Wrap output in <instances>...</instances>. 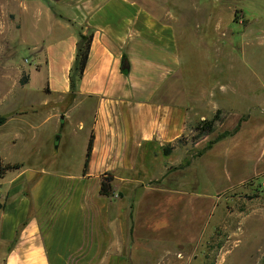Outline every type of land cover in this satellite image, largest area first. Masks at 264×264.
<instances>
[{"label":"rangeland","instance_id":"obj_1","mask_svg":"<svg viewBox=\"0 0 264 264\" xmlns=\"http://www.w3.org/2000/svg\"><path fill=\"white\" fill-rule=\"evenodd\" d=\"M63 1L0 0V165L22 164L0 176V210L3 182L20 172L45 195L82 174L88 126L77 119L89 124L92 104L48 95L36 70ZM145 4L176 31L188 123L163 159L136 163L144 179L168 158L132 196L124 264H264V0ZM202 119L212 130L194 140ZM7 249L0 224V264Z\"/></svg>","mask_w":264,"mask_h":264},{"label":"crops","instance_id":"obj_2","mask_svg":"<svg viewBox=\"0 0 264 264\" xmlns=\"http://www.w3.org/2000/svg\"><path fill=\"white\" fill-rule=\"evenodd\" d=\"M63 2L36 70L45 75L48 95L92 104L89 124L77 119L79 128L88 126L85 154L93 134L91 154L79 178L46 195L37 177L20 186L21 172L3 182L4 264H124L132 196L163 177L168 158L144 179L136 163L144 155L163 159V147L182 137L188 123L177 34L145 0ZM90 32L86 66L71 90L78 43ZM104 173L112 174L119 198L100 195Z\"/></svg>","mask_w":264,"mask_h":264},{"label":"trees","instance_id":"obj_3","mask_svg":"<svg viewBox=\"0 0 264 264\" xmlns=\"http://www.w3.org/2000/svg\"><path fill=\"white\" fill-rule=\"evenodd\" d=\"M93 34L90 32L86 37H84L79 43L77 47V53L75 57V65L72 70L71 76H70V88L71 90H74L76 87V82L80 79L85 66L86 62L88 59L89 55V49H90V44L92 41ZM27 82V77H22L20 79L21 84H25ZM5 120L4 117H0V124L3 123ZM215 119H202V121L194 128V131L196 133L193 135L194 140L200 138L201 136L207 135L211 130L212 126L214 123ZM181 138H178L175 143L172 145H168L166 147H163V152L167 153L170 150H172L175 145H177L180 141ZM92 143H93V134L91 133L89 140H88V145H87V150L85 154V161H84V169L83 172H85L90 154H91V149H92ZM22 166L20 163H6L5 165H0V176L4 174L5 172L12 171V170H17ZM113 180V176L110 173H104L101 176L100 179V190L99 193L100 195L103 196H111V182Z\"/></svg>","mask_w":264,"mask_h":264}]
</instances>
